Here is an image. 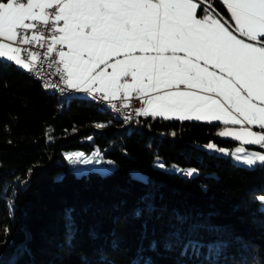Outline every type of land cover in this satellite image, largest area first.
<instances>
[{"label": "trees", "instance_id": "1", "mask_svg": "<svg viewBox=\"0 0 264 264\" xmlns=\"http://www.w3.org/2000/svg\"><path fill=\"white\" fill-rule=\"evenodd\" d=\"M208 4L227 17L220 0ZM219 125L158 118L125 124L120 114L98 107L92 98H61L27 71L0 61V264L9 259L17 264H84L85 258L98 264L100 250L109 264H130L141 245L147 250L150 240H164L174 211L204 217L222 229L201 233L206 242L218 236L230 242L217 264H264V213L255 200L264 194V167L249 168L206 151L202 145L208 142L227 149L236 145L216 134ZM94 149L114 162L111 172L75 174L81 164L69 168L63 155ZM154 156L198 172L188 177L162 170L151 165ZM131 169L150 183L136 182ZM149 192L160 211L138 218L134 209ZM145 223L147 239H142ZM180 252L161 245L145 255L154 264H209L203 255Z\"/></svg>", "mask_w": 264, "mask_h": 264}, {"label": "snow or ice", "instance_id": "2", "mask_svg": "<svg viewBox=\"0 0 264 264\" xmlns=\"http://www.w3.org/2000/svg\"><path fill=\"white\" fill-rule=\"evenodd\" d=\"M220 3L230 13L228 18L208 0H0V61L36 75L41 60L55 53V62L62 66L57 68L59 83L64 87L59 83L45 87L86 94L116 114H121V106L111 102L123 101L122 107L129 108L136 98L143 104L132 109L138 116L222 122L224 127L217 135L240 144L231 150L211 142L204 147L230 155L249 168L264 167V0ZM121 115L126 123L134 119ZM253 125L259 130L254 131ZM102 155L98 151L87 157L76 152L64 157L73 164H90ZM154 166L167 168L159 156ZM172 170L188 177L198 172L176 166ZM100 171L109 173L112 168ZM133 179L150 183L140 173ZM255 200L258 211L264 213V194ZM157 211L149 192L133 214L151 217ZM66 224L71 241V209L66 210ZM169 228L163 241L150 240L147 250L141 245L130 264H154L145 251L155 252L161 245L168 251L179 247L181 256L203 255L209 264H217L230 247L220 236L204 240L201 233L222 231L204 217L194 219L174 211ZM9 231L5 227L4 235ZM142 239H147V223ZM111 246L117 248L118 242L112 241ZM3 264L17 261L9 259ZM84 264H89L87 258ZM98 264H109L103 250L98 253Z\"/></svg>", "mask_w": 264, "mask_h": 264}, {"label": "built area", "instance_id": "3", "mask_svg": "<svg viewBox=\"0 0 264 264\" xmlns=\"http://www.w3.org/2000/svg\"><path fill=\"white\" fill-rule=\"evenodd\" d=\"M34 50L40 51L41 53H43L45 51V49H39V48L34 49ZM56 60H57V57H56L55 53L53 54L52 57H50L48 59H42L40 64L38 65V69L36 71V73L40 77H43L45 79V81L47 82L48 85L59 83V73L57 72V68H59L61 66L55 62ZM49 64H51V67H49ZM59 87H64V85L62 83H59ZM111 103L120 105L121 108H123L122 107L123 101H113ZM133 108H134L133 105L129 108H123L124 114L133 116L134 119L138 120L139 122L146 119V117L136 115L132 111ZM67 162L69 164V168H74L77 165V163L73 164L70 161H67Z\"/></svg>", "mask_w": 264, "mask_h": 264}, {"label": "rangeland", "instance_id": "4", "mask_svg": "<svg viewBox=\"0 0 264 264\" xmlns=\"http://www.w3.org/2000/svg\"><path fill=\"white\" fill-rule=\"evenodd\" d=\"M124 123L125 124H127L125 121H124ZM133 123V122H132ZM210 142H208V143H206V144H203L202 145V147L206 150V151H213V150H209V149H207V148H205L204 146L205 145H207V144H209ZM222 148V147H221ZM235 147H233L232 149H234ZM225 149H227V148H225ZM76 152H82V151H80V150H67V151H64L63 152V155L65 154V153H76ZM98 151L97 150H92L90 153H84L85 154V156H87V157H92V156H94L96 153H97ZM215 153H217V154H220V152H218V151H214ZM83 153V152H82ZM222 154V153H221ZM157 156H154L153 157V159L151 160V165L152 166H154V161H155V158H156ZM231 158H232V156H231ZM232 160L235 162V163H237L233 158H232ZM97 161H99V163H97ZM106 161H111V160H109V159H105V158H102V157H100V156H96V158H95V160H93V162L92 163H90V164H81V166H79V167H75V169L73 170L74 171V173L75 174H79L80 172H83V171H86V170H88V169H93V170H96L97 172H99V173H103L102 171H100V169H103V168H112L113 167V165H109V164H107L106 163ZM166 163V162H165ZM239 164V163H238ZM166 165H167V168L166 169H164V170H166V171H170V172H175V171H173L172 170V168H173V166H176V165H174L173 163H166ZM241 165H243V164H241ZM155 167V166H154ZM177 167V166H176ZM77 170H79V171H77ZM130 173H131V175H134L135 173H140V174H142L143 175V173H141V172H139V171H137V170H135V169H131L130 170Z\"/></svg>", "mask_w": 264, "mask_h": 264}, {"label": "crops", "instance_id": "5", "mask_svg": "<svg viewBox=\"0 0 264 264\" xmlns=\"http://www.w3.org/2000/svg\"><path fill=\"white\" fill-rule=\"evenodd\" d=\"M225 7V6H224ZM225 9H226V12H227V17H225V18H228L229 16H230V13L228 12V10H227V8L225 7ZM57 57V56H56ZM57 60H58V57H57ZM14 64V63H13ZM61 66V65H60ZM62 67V66H61ZM70 96L71 97H84V98H91L90 96H88V95H86V94H83V93H77V92H71L70 91ZM132 105L134 106V108H140V107H143V104L138 100V99H136V98H133V100H132ZM147 119H153L151 116H149V117H146ZM158 119H163V118H159V117H157ZM178 120V119H177ZM220 125H219V127H218V129H217V131H216V134L220 131V130H222V128L224 127V125L222 124V122H218ZM250 127H252L253 128V130L254 131H256V130H259V128H258V126H255V125H253V126H250ZM220 137V136H219ZM230 139H233L234 141H235V139L234 138H230ZM240 144V142H238V141H236V145L234 146V147H237L238 145ZM244 147H246V148H256V150H259V147L258 146H247V145H244ZM233 148V147H232ZM231 148V149H232ZM230 149V150H231ZM221 154V153H220ZM222 155H224V154H222ZM226 156H228L229 157V159L230 160H232V158H231V156L230 155H226ZM233 161V160H232ZM234 162V161H233Z\"/></svg>", "mask_w": 264, "mask_h": 264}, {"label": "bare ground", "instance_id": "6", "mask_svg": "<svg viewBox=\"0 0 264 264\" xmlns=\"http://www.w3.org/2000/svg\"><path fill=\"white\" fill-rule=\"evenodd\" d=\"M28 74L31 76V77H33L34 79H36L46 90H49V91H52V92H54L55 94H57L59 97H61V98H64L65 96H68L69 94H70V92H67V93H61L59 90H58V88H52L51 86H49V87H45L44 85L45 84H47V82L45 81V79L43 78V77H40L37 73H36V75H33V74H30L29 72H28ZM37 76L39 77V78H37ZM92 101L94 102V104H96L98 107H101L102 109H107V110H109V111H112V112H114L107 104H105V103H99V102H96V101H94L93 99H92ZM121 114H124V109L123 108H121ZM120 114V115H121ZM122 116V115H121ZM133 120H135V119H133ZM128 123H130V122H128Z\"/></svg>", "mask_w": 264, "mask_h": 264}]
</instances>
